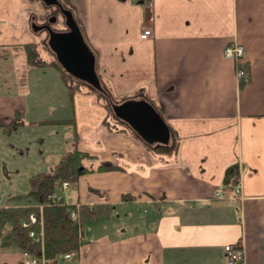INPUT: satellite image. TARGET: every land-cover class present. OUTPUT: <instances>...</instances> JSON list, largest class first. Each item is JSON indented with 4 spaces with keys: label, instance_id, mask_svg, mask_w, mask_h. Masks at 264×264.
Returning a JSON list of instances; mask_svg holds the SVG:
<instances>
[{
    "label": "crops",
    "instance_id": "crops-1",
    "mask_svg": "<svg viewBox=\"0 0 264 264\" xmlns=\"http://www.w3.org/2000/svg\"><path fill=\"white\" fill-rule=\"evenodd\" d=\"M12 1L0 0V24ZM152 1L153 32L142 38V0H70L108 89L101 98L83 87L73 92L74 127L101 135L88 144L77 140L76 147L95 155L84 166L120 168L84 171L66 199L55 192L67 203L112 207L81 222L77 251L49 264H229L226 243L243 249L234 264H264V0ZM231 40L244 47L243 85L223 55ZM140 92L169 125L167 146L108 121V93ZM25 105L23 94L0 91L1 137L16 113L18 121L25 117ZM19 145L1 138L0 162L17 159ZM123 193L134 198L122 199ZM23 258L17 249L0 250V264Z\"/></svg>",
    "mask_w": 264,
    "mask_h": 264
},
{
    "label": "rangeland",
    "instance_id": "rangeland-1",
    "mask_svg": "<svg viewBox=\"0 0 264 264\" xmlns=\"http://www.w3.org/2000/svg\"><path fill=\"white\" fill-rule=\"evenodd\" d=\"M17 2L13 0L2 9L7 12L5 21L0 24V43L33 41L37 43L40 56L49 59L53 54L46 43L47 31L45 29L36 31L31 26L32 20L38 22L46 17L48 6L46 7L41 0H24L18 4ZM58 15L59 21L54 24L58 27L63 26V18L59 12ZM22 20L26 23V31L22 28ZM25 59V52L22 49L0 58V91L23 94L26 98L25 117L20 118V123L11 132H7L8 134L5 132L2 137L0 134V139L6 142H17L20 144L17 147L24 150L16 157L17 159L0 162V204H4L6 198L12 195L25 193L29 188L28 179L32 174L50 170L65 151L72 148L74 131H77L76 138L82 144H88L101 137L100 134H95L90 127H74V105L58 70L48 67H29ZM82 87H86L84 82L80 88ZM106 99L109 103L108 99L118 101L112 100L111 97ZM64 101L66 107H64ZM59 117H66V121H61ZM69 119H72L73 124L69 122ZM108 121L117 123L111 114ZM101 126L98 127V131L106 127L105 124ZM39 136L42 138H38ZM5 167H19V169L6 172ZM67 188L58 186L55 192L66 199L65 194L69 192L73 194L75 185L70 184ZM15 203L30 204L33 203V199L26 196ZM21 252L24 257L29 254L26 251ZM66 253L69 256H65ZM71 253L70 251L59 252L56 260L68 258ZM30 256L37 260L35 263L28 264L46 263V259H39L31 254ZM49 263L50 261L47 260L46 264Z\"/></svg>",
    "mask_w": 264,
    "mask_h": 264
},
{
    "label": "trees",
    "instance_id": "trees-1",
    "mask_svg": "<svg viewBox=\"0 0 264 264\" xmlns=\"http://www.w3.org/2000/svg\"><path fill=\"white\" fill-rule=\"evenodd\" d=\"M60 1L64 6L71 8L73 11L70 0ZM18 49L24 50L26 65L29 67L54 66L58 70L70 96L83 83L67 73L54 56H51L49 59L40 56L37 43L33 41L0 44V58L6 57ZM244 65L247 66L246 63ZM248 79L249 75L246 78H242L239 84L243 85ZM85 86L87 91L95 93L98 98L103 97L101 92L90 88L86 84ZM103 86L106 92H108L107 87L104 84ZM108 94L112 100L118 101L131 97L124 96L117 98L110 95V93ZM103 102L108 109V114L112 116L110 103L107 100H103ZM151 102L158 109L157 104L153 100ZM18 118L19 116L16 113L11 121L4 124V130H13L20 123ZM113 119L119 122V130H125L136 135L121 120H117L114 117ZM70 121L73 124L72 119H69ZM173 131L175 139L178 138L175 130ZM73 136L72 148L65 151L60 160L50 170L32 174L28 179L29 188L25 193L12 195L7 199L10 204L0 205V250L17 249L19 251H26L29 255L31 254L39 259L43 258L46 261L55 262L57 253L75 252L79 248L81 244L79 234L81 222L106 215L110 212L112 206L107 202L96 203L94 206H90L89 203H67L62 197L55 194L56 188L61 186L65 180L73 184L84 171L120 168L119 165L109 162H101L96 167L84 166V161L94 158L95 155L77 148L76 131H74ZM157 146L159 147L160 145ZM173 146L176 149L177 141H175ZM26 196L31 197L33 203H15ZM133 198V195L130 193L122 194V199L132 200ZM30 214H34L35 221L30 220ZM30 231L33 232L32 235H30Z\"/></svg>",
    "mask_w": 264,
    "mask_h": 264
},
{
    "label": "water",
    "instance_id": "water-1",
    "mask_svg": "<svg viewBox=\"0 0 264 264\" xmlns=\"http://www.w3.org/2000/svg\"><path fill=\"white\" fill-rule=\"evenodd\" d=\"M46 6H57L63 17L65 29L58 30L50 24H31L33 30L47 31L46 43L57 62L64 70L90 88L105 93V87L96 70V57L85 40L80 25L71 8L60 0H41ZM50 18L49 22L55 21ZM112 116L129 126L135 134L148 144L167 146L172 133L169 125L152 102L140 92L110 103Z\"/></svg>",
    "mask_w": 264,
    "mask_h": 264
},
{
    "label": "built area",
    "instance_id": "built-area-1",
    "mask_svg": "<svg viewBox=\"0 0 264 264\" xmlns=\"http://www.w3.org/2000/svg\"><path fill=\"white\" fill-rule=\"evenodd\" d=\"M142 25L140 30V37L147 38L152 35L153 32V22H154V12H153V1L152 0H142ZM223 55L226 58L231 59L235 65V73L238 80H242V78H246L249 75V70L247 66H245L244 62V47L241 43L236 40H231L228 42L223 48ZM68 185L67 181L63 182V186ZM235 192H239V185L236 184L234 186ZM215 197L221 198L223 196L222 193L216 192L214 194ZM29 218L31 221H35L36 218L34 214H30ZM30 235L33 234L32 231L29 232ZM224 251L226 253V260L229 264H234L243 259V249L239 244L226 243L224 245ZM65 256H69L66 253ZM36 258L31 257L29 254L25 255L23 259V264L35 263Z\"/></svg>",
    "mask_w": 264,
    "mask_h": 264
},
{
    "label": "flooded vegetation",
    "instance_id": "flooded-vegetation-1",
    "mask_svg": "<svg viewBox=\"0 0 264 264\" xmlns=\"http://www.w3.org/2000/svg\"><path fill=\"white\" fill-rule=\"evenodd\" d=\"M47 7V6H46ZM53 9L52 11H51V9ZM47 10V13L45 14L46 15V17L42 20V21H38V22H35L34 20H32V23L31 24H33V23H37V24H50V26L52 27V28H54V29H58V30H63V29H65L66 27H65V25L63 24V26H55V24L54 23H57V21H59V15H58V12H59V9H58V7L57 6H48V8L46 9ZM60 13V12H59ZM54 16L56 17V19H55V21H53V22H49V19L51 18H54ZM62 16V15H61ZM63 18V17H62Z\"/></svg>",
    "mask_w": 264,
    "mask_h": 264
}]
</instances>
